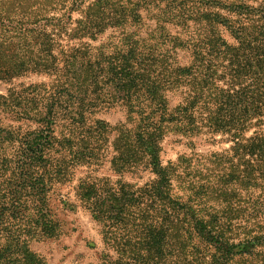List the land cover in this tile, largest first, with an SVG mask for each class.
I'll use <instances>...</instances> for the list:
<instances>
[{
  "label": "trees",
  "instance_id": "trees-1",
  "mask_svg": "<svg viewBox=\"0 0 264 264\" xmlns=\"http://www.w3.org/2000/svg\"><path fill=\"white\" fill-rule=\"evenodd\" d=\"M30 75L49 80L0 95L41 123L0 129V264H47L31 244L61 232L54 185L108 143L113 172L153 178L77 181L102 264H264V0H0V82ZM103 98L123 121L90 124ZM202 134L230 143L209 172L196 152L164 160L167 137Z\"/></svg>",
  "mask_w": 264,
  "mask_h": 264
},
{
  "label": "rangeland",
  "instance_id": "rangeland-1",
  "mask_svg": "<svg viewBox=\"0 0 264 264\" xmlns=\"http://www.w3.org/2000/svg\"><path fill=\"white\" fill-rule=\"evenodd\" d=\"M155 15V14H154ZM78 14L74 13L73 17ZM150 16L147 23L154 26L156 16ZM132 29V28H131ZM168 30L172 33L179 32V28L173 24L168 26ZM119 30L108 29L102 34L97 41H89L92 46H99L101 43L114 41L113 37L118 35ZM64 39V38H63ZM62 45H68L67 40L62 41ZM48 77L45 75H30L21 79H14L10 83L0 82V95H7L9 89H20L25 83L46 82ZM109 89L105 88L107 97ZM102 99L89 120L93 124L97 119H101L114 126L123 121L126 116L125 109L118 102H112ZM41 128L38 120H31L21 113L17 112L11 104L3 103L0 100V129L5 130H22ZM4 132L0 131V135ZM217 142L209 140L208 135H200L195 139L194 149L188 144L186 138L167 137L163 142L164 160H174L180 154H190L196 152L194 158L203 161L206 167L203 173L209 172L213 167L210 164V153L221 152L228 149L230 143L223 141L220 136ZM112 136L110 137L111 140ZM112 148L104 145L99 155L98 161L92 166L78 164L73 169L71 180L65 184H56L50 194L49 210L60 226V234L56 238H46L33 242L31 248L44 258L47 264H102L104 262L103 241L99 233V227L89 215L88 211L80 206L75 198L74 187L80 178L85 176H94L100 178H111L113 180L123 179L126 182L141 186L148 180L153 178V174L144 169L135 174L127 173L126 175H118L111 168ZM180 194V193H178ZM181 195V194H180ZM212 202H209L211 204ZM74 205V207L72 206ZM236 242V241H234ZM213 251L212 248H209ZM239 256L233 259V263L240 264Z\"/></svg>",
  "mask_w": 264,
  "mask_h": 264
}]
</instances>
